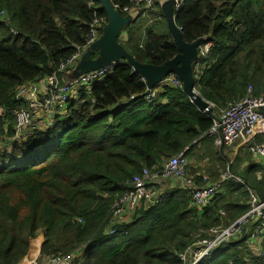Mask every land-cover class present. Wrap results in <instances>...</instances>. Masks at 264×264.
<instances>
[{"label":"trees","instance_id":"obj_1","mask_svg":"<svg viewBox=\"0 0 264 264\" xmlns=\"http://www.w3.org/2000/svg\"><path fill=\"white\" fill-rule=\"evenodd\" d=\"M135 1L110 0L123 15ZM0 10V264H18L39 233V262L77 250L72 264H188V249L200 231L204 237L209 228L237 220L248 209L250 190L264 200V159L241 140L229 158L225 152L233 145L218 150L207 133L220 110L242 99L248 86L264 97V0H183L174 12L185 42L211 44L195 90L212 113L199 111L170 84L145 101V82L121 61L89 93L77 90L49 127L35 128L22 140L15 138L11 114L18 88L51 74L82 49L93 19L105 25L107 15L96 0H0ZM145 10L154 23L145 29L142 46L134 35L136 21L118 41L138 62L160 65L179 50L161 8ZM70 72H60L59 80H70ZM181 152L207 159L211 183L226 171L242 182L222 180L202 208L192 204V187L162 189L159 201L109 224L111 206L133 176L144 168L159 170ZM253 231L246 224L195 264H264V241L259 248L246 242L245 234Z\"/></svg>","mask_w":264,"mask_h":264},{"label":"built area","instance_id":"obj_2","mask_svg":"<svg viewBox=\"0 0 264 264\" xmlns=\"http://www.w3.org/2000/svg\"><path fill=\"white\" fill-rule=\"evenodd\" d=\"M152 3L153 0L135 1L136 5L143 4L147 7H152ZM182 3L183 0H174V11L178 10ZM123 10L125 11L127 8ZM3 13V10H0V19H2ZM103 21L102 18L98 17L93 19L89 26L88 40L83 48L61 62L51 74L39 81L29 82L18 88L15 96L17 104L11 112L15 119L16 139L22 140L35 128L49 127L52 122L48 123L46 119L51 118L52 120V117L55 119L57 115L61 116L65 112L68 100L74 98L77 90L84 88L89 93L94 82L103 79L107 73L112 71L114 64L81 74L68 81L59 80V73L63 71L68 73L73 70L83 49L89 47L101 36ZM210 45L209 42H203L198 49V57L193 63V74L196 80L202 73L205 64H203L204 58ZM141 46L142 44L139 45V47ZM70 73L72 75V71ZM166 84L181 88V82L174 75L168 76L159 85ZM157 90L153 88L146 93L144 100L151 102ZM207 133L213 139L218 150L241 140V143L246 144V148L255 158L264 159V139L260 142H254L258 136L264 138V97L254 96L252 87L248 86L247 93L242 99L229 102L220 110L218 116L214 117ZM188 165V158L184 152H181L168 158L159 170L142 169L139 175L133 176L131 181L126 184L123 188V194L112 204L109 212V221L112 223L109 224L115 223L121 216H129L142 204H153L159 201L162 190L155 186V181L160 177L177 178L186 187H192L191 201L196 208H202L210 202L219 191L222 180L232 178L236 182H242L238 176L231 175L226 171L222 174L220 181L212 183L207 175L203 174L202 181L204 183L193 187ZM246 224H253L256 236L264 241V200H261L253 190L249 192L247 211L237 220L220 229L209 228L204 237H201V231L197 234L199 238L188 249V264H195L201 258L209 255L221 243L229 242L240 235ZM107 232L112 233L113 230L109 228ZM77 252L80 253L75 250L71 253L52 257L44 264H72L78 256ZM180 257L181 259L186 258L185 254H180ZM27 264L37 263L35 260H29Z\"/></svg>","mask_w":264,"mask_h":264},{"label":"water","instance_id":"obj_3","mask_svg":"<svg viewBox=\"0 0 264 264\" xmlns=\"http://www.w3.org/2000/svg\"><path fill=\"white\" fill-rule=\"evenodd\" d=\"M96 1L104 9L107 21L102 28L101 36L83 51L77 65L72 70V78H77L81 74L124 61L144 80L147 88L146 93L168 76L174 75L181 82V89L188 96L191 103L201 112L212 113L208 102L203 100L195 90V83L198 79L196 80L193 74V63L198 57V49L203 40H197L192 43H187L183 40L182 33L174 20V0H167L162 4V13L168 33L177 46L179 53L160 65L140 63L131 53L123 49L119 44L118 38L123 29L131 24L132 17L117 11L110 0ZM91 52H96L97 56L91 58Z\"/></svg>","mask_w":264,"mask_h":264},{"label":"crops","instance_id":"obj_4","mask_svg":"<svg viewBox=\"0 0 264 264\" xmlns=\"http://www.w3.org/2000/svg\"><path fill=\"white\" fill-rule=\"evenodd\" d=\"M166 1L167 0H155V4L151 7V10L153 12H156V10H158L159 8H161V10H162V4L165 3ZM143 7L141 5H137L128 14V15H130L132 17V22L131 23L136 21V22H134V24L136 25L137 30H135L134 35H135L136 40L137 41L139 40V44H143L144 43L143 39L145 37V29L148 26H151L154 23L151 14H149L145 10L148 7L145 6V5H143ZM140 13H141V15H139ZM154 27H155V30L157 32H162L163 31V27L160 26V23H155ZM123 30H125V28ZM139 37H140V39H139ZM160 88H161V85H158L156 87V89H160ZM124 103H125V100L122 101V104H124ZM53 120H54V117H52V120H51V118L50 119H46V121L48 123L53 122ZM238 147H239V143L233 145L232 146L233 151L236 152ZM227 157L232 158L233 156H232V154H230V155H227ZM190 160L193 161L194 158H190ZM206 160L207 159L203 160L205 165H206ZM208 166H209V162H207V167ZM207 172L209 173L208 169H207ZM203 174H206V167L204 168V167L195 166V167L189 169L190 178H191V180H192V182H193V184L195 186H200L202 184L201 177H202ZM155 186L159 187L161 190L163 189L164 191L166 189H168V188H174V187H176V188L182 187L183 188V187H186V185L182 184V182L179 179L173 178V177H168V178H161L160 177V178H157L156 181H155ZM128 218H129V216H121L119 218V222L125 221ZM43 238H44L43 233H39L36 238L31 240L30 248H29V251H28L27 255L18 264H27V261H29V260H35L37 264H40V263L43 264L44 262H46V259H42L40 262H39V259H38L39 254H40V246H41V244L43 242ZM260 243H262L261 240H260ZM35 245H37V250H36V253L34 255H32L31 250H32L33 247H35Z\"/></svg>","mask_w":264,"mask_h":264},{"label":"rangeland","instance_id":"obj_5","mask_svg":"<svg viewBox=\"0 0 264 264\" xmlns=\"http://www.w3.org/2000/svg\"><path fill=\"white\" fill-rule=\"evenodd\" d=\"M153 5L155 4V0H153V3H152ZM123 38V36H121V39ZM238 141V140H237ZM236 142V141H235ZM232 145V144H231ZM231 145H228V146H231ZM226 154H228V155H230V154H232V156H234V151H232V150H230L229 152H225ZM233 158V157H232ZM188 160H189V165H188V168L189 169H191V168H193V167H195V166H198V167H206V165L204 164V161H197V160H193V161H191L189 158H188ZM224 172H221V176H220V178L222 177V174H223ZM261 176V175H260ZM252 225H248V227H251ZM253 233H255V230L253 231V232H247L246 234H245V236H246V242L247 243H249L250 244V246H252V247H254V248H259L260 247V245H261V243H260V237H258V236H252L253 235ZM262 241V240H261ZM32 252V255H34L35 253H36V250H34V251H31Z\"/></svg>","mask_w":264,"mask_h":264},{"label":"clouds","instance_id":"obj_6","mask_svg":"<svg viewBox=\"0 0 264 264\" xmlns=\"http://www.w3.org/2000/svg\"><path fill=\"white\" fill-rule=\"evenodd\" d=\"M159 85V84H158ZM155 88V87H154Z\"/></svg>","mask_w":264,"mask_h":264},{"label":"bare ground","instance_id":"obj_7","mask_svg":"<svg viewBox=\"0 0 264 264\" xmlns=\"http://www.w3.org/2000/svg\"><path fill=\"white\" fill-rule=\"evenodd\" d=\"M28 262V261H27Z\"/></svg>","mask_w":264,"mask_h":264}]
</instances>
